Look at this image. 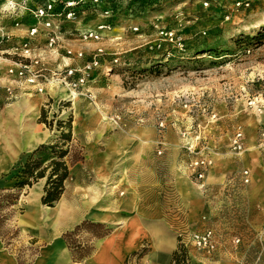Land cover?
<instances>
[{
  "label": "rangeland",
  "instance_id": "374dc122",
  "mask_svg": "<svg viewBox=\"0 0 264 264\" xmlns=\"http://www.w3.org/2000/svg\"><path fill=\"white\" fill-rule=\"evenodd\" d=\"M78 2L77 21L62 24L53 48L44 40L28 54L1 48L8 51L0 53V133L8 123L18 136L29 100L40 96L30 121L45 139L30 150L14 145L0 168V196L16 194L13 203L0 201V254L17 264H38L46 252L58 264H98L102 238L94 235L103 228L82 225L119 230L88 218L102 213L136 220L141 238L124 264H153L160 223L177 240L169 264L180 247L181 264H264V0ZM67 67L86 70L74 91L62 81ZM69 120L67 160L80 159L67 163L64 192L51 207L61 202V211L46 217L45 179L13 187L27 156L53 144ZM237 134L239 153L231 148ZM130 223L120 228L126 234ZM204 228L218 235L216 258L187 241ZM64 240L80 247L72 244L74 256Z\"/></svg>",
  "mask_w": 264,
  "mask_h": 264
},
{
  "label": "built area",
  "instance_id": "2783aa9c",
  "mask_svg": "<svg viewBox=\"0 0 264 264\" xmlns=\"http://www.w3.org/2000/svg\"><path fill=\"white\" fill-rule=\"evenodd\" d=\"M9 0H0V53L8 50L30 52L33 43L44 40L50 48L59 39L63 23H74L77 21L78 0H11L12 8H8ZM81 57V56H79ZM25 68L21 62L16 68ZM62 81L74 91L81 87L86 81V70H77L67 67ZM232 151L239 153L242 150L241 135L237 134L233 139ZM201 168L206 161L195 162ZM202 174H198L201 179ZM244 183L249 182L248 172H242ZM188 243L196 250L208 257L219 254L220 245L218 235L209 228L202 231L192 232L187 237ZM234 244L240 240L234 238Z\"/></svg>",
  "mask_w": 264,
  "mask_h": 264
},
{
  "label": "trees",
  "instance_id": "16d2710c",
  "mask_svg": "<svg viewBox=\"0 0 264 264\" xmlns=\"http://www.w3.org/2000/svg\"><path fill=\"white\" fill-rule=\"evenodd\" d=\"M40 122L45 123L43 116L40 118ZM62 123H59L61 125ZM67 126V132L62 127H58L60 135L54 141L53 144L40 145L37 149L31 152L26 159V162L20 167V170L16 176V182L13 189L19 190L25 186L31 187L34 183L41 179H45V186L43 190V196L41 198V204L45 207H53L61 198L64 192V182L69 176L68 165L77 163L80 157L76 154L68 158L70 150V143L72 141L71 135V121L65 123ZM0 196L1 199H5L7 202L13 203L16 200V194L11 192ZM88 227H102L101 233L94 235L95 238H103L109 234L110 228L102 223H84L82 226ZM78 229V228H77ZM65 238L67 236H64ZM67 239V238H66ZM65 241V240H64ZM72 256L73 246L75 245L76 252L80 249L76 244H70L65 241ZM181 247L173 253L172 262L174 264H181L183 260V253H181ZM88 254V253H87ZM85 254V256L87 255Z\"/></svg>",
  "mask_w": 264,
  "mask_h": 264
},
{
  "label": "bare ground",
  "instance_id": "6f19581e",
  "mask_svg": "<svg viewBox=\"0 0 264 264\" xmlns=\"http://www.w3.org/2000/svg\"><path fill=\"white\" fill-rule=\"evenodd\" d=\"M54 95H57L55 92ZM60 96L64 97L65 99L74 100V95L69 92L68 90H61ZM30 105L28 106L29 109V116L27 123L20 127V133L18 136L15 135L14 130L11 128V125L6 123L5 131L0 133V168L6 170L8 166L10 165V160H8L7 156L9 151L14 152V145H17L19 148L23 150H30L33 147H35L37 144L44 141V137L39 134L38 127L32 124V121L30 119L32 117H35L37 114L40 105L42 103V98L40 96L33 97L30 100ZM101 118H103L101 116ZM17 155L14 153L13 157L11 159L16 158ZM208 178L210 180H214L216 177L213 174H209ZM185 194H187L186 190L184 191ZM41 209L44 213H46V217H51L54 213H58L61 211V202L57 204L56 208H50L42 206ZM88 218L92 221H103L108 222L109 224H113L114 222H117L119 225V229L122 228L124 225H126L127 220H131V226L127 234V241L125 242V252H129L136 248L139 244V241L137 239V236H135V233L137 231V223L134 217H124L119 216L116 219H113V217H108L105 214H98V213H91L88 215ZM132 228V229H131ZM111 237H108L106 241H103L99 245V249L97 250L95 258H93V261L96 262H103L105 259H107V250L108 245L110 244ZM156 240L153 241L154 245L156 246ZM59 248V245H57Z\"/></svg>",
  "mask_w": 264,
  "mask_h": 264
},
{
  "label": "crops",
  "instance_id": "0c3cea01",
  "mask_svg": "<svg viewBox=\"0 0 264 264\" xmlns=\"http://www.w3.org/2000/svg\"><path fill=\"white\" fill-rule=\"evenodd\" d=\"M180 187H184V181L179 182ZM163 229L160 241H158L157 236L154 237L156 242V251L155 254L151 255V260L153 264H169L171 259V254L175 250L177 245V240L173 233L168 230V227L164 226L163 224H158ZM128 234V233H127ZM127 234L123 232L121 229L117 230L116 232H111L107 236L101 239V242L106 241L108 237H111L110 244L108 245L107 250V259L103 262H98V264H124L125 259L127 256L133 252H135L138 248H134L129 252H125V242L127 241ZM135 236L137 239L141 238L140 231H136ZM60 257L65 259L68 257V251L66 250V246L63 243L59 244ZM98 250V249H97ZM154 252V251H153ZM53 253H44L45 258L42 259L38 264H58L53 260ZM67 255V256H66ZM162 260L163 263H160ZM156 261V262H155ZM0 264H17L16 259L13 255L1 253L0 254Z\"/></svg>",
  "mask_w": 264,
  "mask_h": 264
},
{
  "label": "clouds",
  "instance_id": "9594fccd",
  "mask_svg": "<svg viewBox=\"0 0 264 264\" xmlns=\"http://www.w3.org/2000/svg\"><path fill=\"white\" fill-rule=\"evenodd\" d=\"M7 7H8V8H12V7H13V5H12V3H11V0H9V3H8Z\"/></svg>",
  "mask_w": 264,
  "mask_h": 264
}]
</instances>
